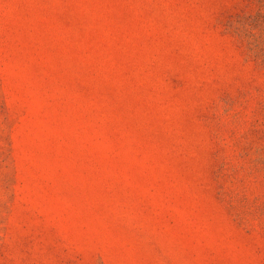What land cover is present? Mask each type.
<instances>
[{
	"label": "rangeland",
	"instance_id": "1",
	"mask_svg": "<svg viewBox=\"0 0 264 264\" xmlns=\"http://www.w3.org/2000/svg\"><path fill=\"white\" fill-rule=\"evenodd\" d=\"M0 264H264V0H0Z\"/></svg>",
	"mask_w": 264,
	"mask_h": 264
}]
</instances>
